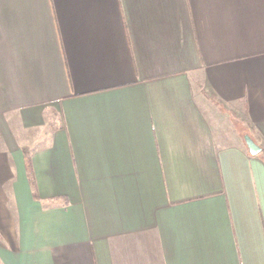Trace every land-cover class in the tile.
Wrapping results in <instances>:
<instances>
[{"label":"crops","instance_id":"1","mask_svg":"<svg viewBox=\"0 0 264 264\" xmlns=\"http://www.w3.org/2000/svg\"><path fill=\"white\" fill-rule=\"evenodd\" d=\"M0 264H264V0H0Z\"/></svg>","mask_w":264,"mask_h":264},{"label":"trees","instance_id":"2","mask_svg":"<svg viewBox=\"0 0 264 264\" xmlns=\"http://www.w3.org/2000/svg\"><path fill=\"white\" fill-rule=\"evenodd\" d=\"M22 150H23L24 156H25L27 177H28V181H29V184H30V187H31V190H32L31 194H33V196L35 198H38L37 193H36V184H35L34 176H33V173H32V169L30 168L31 167V162H30V158H29V155H28L29 154V150H28L27 147L23 148Z\"/></svg>","mask_w":264,"mask_h":264},{"label":"water","instance_id":"3","mask_svg":"<svg viewBox=\"0 0 264 264\" xmlns=\"http://www.w3.org/2000/svg\"><path fill=\"white\" fill-rule=\"evenodd\" d=\"M244 140L250 153L255 154L260 150V146L249 135H244Z\"/></svg>","mask_w":264,"mask_h":264}]
</instances>
